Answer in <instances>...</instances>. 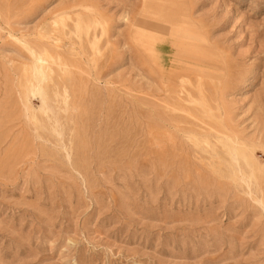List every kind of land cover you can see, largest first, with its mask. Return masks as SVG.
<instances>
[{
  "label": "rangeland",
  "instance_id": "rangeland-1",
  "mask_svg": "<svg viewBox=\"0 0 264 264\" xmlns=\"http://www.w3.org/2000/svg\"><path fill=\"white\" fill-rule=\"evenodd\" d=\"M174 1L0 0V264H264V0Z\"/></svg>",
  "mask_w": 264,
  "mask_h": 264
},
{
  "label": "bare ground",
  "instance_id": "bare-ground-1",
  "mask_svg": "<svg viewBox=\"0 0 264 264\" xmlns=\"http://www.w3.org/2000/svg\"><path fill=\"white\" fill-rule=\"evenodd\" d=\"M162 3H163L164 6L165 5H169L171 7L173 6V8L176 11L179 10V6L176 5V2L174 0H162ZM172 11L173 10L166 11V12H169L167 15H168V18H170V19H168L167 21H170V26L171 25H174L173 23H171L173 21V20H171L172 19V17H171ZM153 16L154 15H151L152 18H153ZM160 23L162 24V22H159V24ZM179 26L177 25L176 28H169L168 29V32L169 33L164 34V32L162 31L163 30L162 27H164V26H161L160 27L159 25L154 24V23L151 24V25H146L145 23H142L139 26L137 24L136 31L137 30L138 31L135 34V38H137V40L139 42V46H141L140 47L141 49L143 47V49L149 50L150 52L149 51L148 52L153 54V56H152L153 59L159 60L163 56H161L160 54H158V52L156 51L157 48H159V51H162V52L165 51V49H167V48L175 49V50L176 49H179L178 47H184V48L185 47L186 48L187 47H190V48H192L190 45L191 44H194V42H191V40H190V38H191L192 35L190 34L191 25H190L189 18L187 17L185 19L184 26L182 28H179ZM155 28L159 29V31H155L156 30ZM193 46H194L193 48L196 47V45H193Z\"/></svg>",
  "mask_w": 264,
  "mask_h": 264
}]
</instances>
